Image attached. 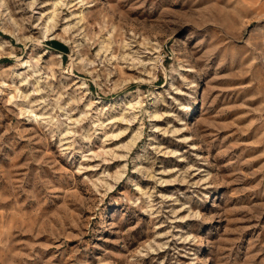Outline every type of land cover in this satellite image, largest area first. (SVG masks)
I'll return each instance as SVG.
<instances>
[{"label": "rangeland", "instance_id": "1", "mask_svg": "<svg viewBox=\"0 0 264 264\" xmlns=\"http://www.w3.org/2000/svg\"><path fill=\"white\" fill-rule=\"evenodd\" d=\"M0 264H264V0H0Z\"/></svg>", "mask_w": 264, "mask_h": 264}]
</instances>
